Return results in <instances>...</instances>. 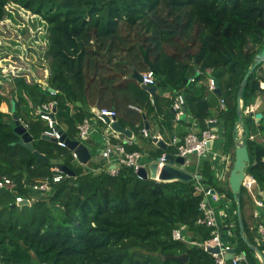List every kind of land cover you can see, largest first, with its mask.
Listing matches in <instances>:
<instances>
[{
  "label": "trees",
  "instance_id": "1",
  "mask_svg": "<svg viewBox=\"0 0 264 264\" xmlns=\"http://www.w3.org/2000/svg\"><path fill=\"white\" fill-rule=\"evenodd\" d=\"M10 2L43 21L49 74L46 85L22 74L12 76L9 97L0 93V104L15 101V113L27 124L34 149L47 160L17 142L10 109L0 110V177L13 182L12 188H0V263L209 264L213 258L201 244L211 238L213 229L197 223L205 197L196 189L200 185L223 196L215 209L227 213L219 222L221 238L244 250L251 264H260L240 235L228 182L215 179L208 161L199 178L189 181L140 178L125 165L110 174L102 161L92 162L94 169L86 168L66 146L41 137L49 127L37 110L53 104L54 127L70 140H79L77 126L84 119L106 125L92 107L113 110L116 121L135 135L126 151L156 160L175 150L171 145L165 150L156 146L155 130L148 128L144 136V121L152 120L169 140L177 121L172 103L180 93L199 131L209 126V119L215 120L223 137L222 151H231L233 161L236 96L264 44V0H0V21ZM147 71H152L158 88L152 96L133 77L134 72ZM209 79H216L221 95L208 88ZM261 83L264 64L249 74L241 104L242 137L250 160L246 172L264 191V111L258 122L253 113H244L259 97L264 100ZM59 165L73 174L63 172L53 182ZM45 179L48 190H33ZM243 195L252 207L241 188V210ZM16 197L29 204L16 205ZM242 219L245 233L243 214ZM174 230L181 238L173 237ZM182 254L186 261L168 259Z\"/></svg>",
  "mask_w": 264,
  "mask_h": 264
},
{
  "label": "built area",
  "instance_id": "2",
  "mask_svg": "<svg viewBox=\"0 0 264 264\" xmlns=\"http://www.w3.org/2000/svg\"><path fill=\"white\" fill-rule=\"evenodd\" d=\"M142 77V83L148 86L154 85L155 78L152 73V71H147L144 73H141ZM261 87H264V83H261ZM208 88L210 90H214L215 83L213 79L208 80ZM185 102L183 99V96L180 93H177L174 101L172 103V109L175 113V120L180 119V115L184 112L185 108ZM52 105L53 104H42L37 112L39 113L40 117L47 121L49 130H46L44 134H47L51 137H55L57 139L60 138L61 132L56 130L54 127V119L50 117V113L52 112ZM220 106L224 108V101L223 99H220ZM129 107L132 110H135L137 112H141L142 108H140L137 105H129ZM244 113H255V110L253 107L247 106L244 110ZM96 116L101 119L100 115L104 114L108 116L110 119L114 118L116 119V113L113 110L109 109H99V112L96 113ZM209 124L215 123L214 119L208 120ZM22 124L27 128V124L22 122ZM78 137L79 141H83L89 133V130L91 128L90 120L84 119L83 122L78 124ZM237 128V136H242V129L239 127V125H236ZM142 134L144 136H147V130L145 128H142L141 130ZM218 130L213 127H207L206 129H203L199 132H190L183 136L174 135L171 139V144L175 147V155L183 156L185 159L188 158L191 154H196L199 157L207 158L209 156V150L211 143L218 138ZM253 135H250L249 138H253ZM133 139L131 137L124 136L122 140H120L119 143H113L110 140V137L106 139L105 145L103 149L101 150V157L103 158V162L108 168V171L110 174H114L117 172V169L121 165L125 166H131L133 167L134 171L138 169L139 166H141V154L138 151H126V145H130L132 143ZM210 141V145L207 146V142ZM60 146H65L63 141L57 142ZM73 158L77 161L76 154L72 152ZM229 159L227 158L226 163L228 164ZM166 162L164 158V154H162L158 158V169ZM114 166V167H112ZM54 175L52 177L53 182L59 181L62 176L63 172L59 170L57 167L54 168ZM219 179V178H218ZM222 179V177L220 178ZM13 182L10 178L2 176L0 177V188H12ZM33 190L45 192L49 189V181L48 179H45L44 181L40 182L39 184H34L32 186ZM241 188H244L246 192L248 193L251 202L253 206L256 208V211L254 213V217L257 220L254 224L253 230L256 234L255 241L258 245H260L263 249L260 250L262 254L264 255V191H261L257 188V183L255 178L248 174L246 172ZM196 189L198 191H204V199L201 200L199 204V208L202 210L203 215L202 217L197 219V223L205 225L207 227H211L212 230V236L211 238L204 241L201 245L203 249L207 252L209 247H217L218 252H209L213 258V262L209 264H226V261L229 260L231 264H251L247 253L244 250H236V247L232 245L229 241H224L220 236L219 231V222L216 221L214 208L211 207L208 204L207 198H209V201L218 203L221 198L223 197L222 194H219L215 191V193L210 192V188H204L203 186L197 185ZM22 197H16V202L22 201ZM258 209L261 210L258 212ZM218 213L222 216H225L226 213L223 212V210H219ZM228 235L230 233L228 232ZM173 237L176 239L181 238V234L178 230L173 231ZM253 244V243H252ZM255 245V244H254ZM231 248H235V252L232 258L226 259L225 254L230 250ZM255 256L260 260L257 253H255Z\"/></svg>",
  "mask_w": 264,
  "mask_h": 264
},
{
  "label": "water",
  "instance_id": "3",
  "mask_svg": "<svg viewBox=\"0 0 264 264\" xmlns=\"http://www.w3.org/2000/svg\"><path fill=\"white\" fill-rule=\"evenodd\" d=\"M264 63V44L261 48V50L255 55L254 57V62L253 64L248 68L246 71L244 77L242 78L237 96H236V111H237V116H238V122L237 125L241 129L243 126V119H242V104H241V94L242 90L245 86V83L247 81V78L249 74L252 72V70ZM133 77L141 84V86L150 94L153 95L156 90L157 86L156 85H145L142 83V77L141 73L139 72H134ZM215 83V88L214 92L217 93L218 95H221V91L218 87L216 79H213ZM49 91L53 92L54 90L52 88H48ZM10 112L12 114V118L14 120V132L19 136L18 138V143L21 145H24L27 149H29L36 158L42 159V160H47V157L38 152L37 150L34 149L33 146V137L27 130V128L22 124L20 118L18 115L15 113V101L11 99V107H10ZM54 112H55V106L52 105V112L50 113V117L54 119ZM96 113L99 112V109L97 108L95 110ZM101 119L110 126V128L119 134H122L126 137H131L133 140H135V137L133 136L132 131L129 128L121 126L116 119L114 118H109L108 116L101 114L100 115ZM262 117V112H255L254 113V119L256 122L259 121V119ZM212 125V124H210ZM144 128L147 130L149 128L147 121H144ZM44 139H49L53 142H58V141H63L65 146L74 152L77 157V162L81 165H86L88 161L90 160L91 153L88 149V147L81 141L79 140H70L68 137H66L65 134L61 133L60 138L57 139L55 137H51L47 134H42L41 136ZM152 141L156 144V146L160 147L161 149L165 150L166 149V142L157 136L152 137ZM210 141L207 142V146L210 145ZM164 158L166 162L158 169V158L148 164V166L141 165L138 167L136 170V175L140 178H152L156 179L158 181H172V180H183V181H189L194 178H199V175L193 174L189 172L186 169L187 162L186 159L183 156L180 155H174L172 153H164ZM249 154H248V149L243 141L242 136H237L235 135V147H234V158L232 161V167L229 170V176H228V183L229 187L231 189V192L233 194V198L236 203V215H237V221L239 225V232L240 235L243 239V241L247 244V246L252 249L255 253L258 254L260 260V264H264V255L262 252L259 250V248L252 244L244 235V225H243V219L241 215V208H240V200H239V195L241 191V184L242 180L246 174V169L249 166ZM114 167V166H112ZM59 170L62 172L70 175L73 174V171L64 165H59L57 166ZM211 193H215L214 189H210ZM24 204H29L28 199H23L20 202H17L16 205H24ZM209 252H218L217 247H209L208 248ZM235 252V248H231L228 250V252L225 254L226 259H230L233 257ZM168 259L172 260H179V261H186L187 255L182 254L178 256H169ZM1 264V263H0Z\"/></svg>",
  "mask_w": 264,
  "mask_h": 264
},
{
  "label": "rangeland",
  "instance_id": "4",
  "mask_svg": "<svg viewBox=\"0 0 264 264\" xmlns=\"http://www.w3.org/2000/svg\"><path fill=\"white\" fill-rule=\"evenodd\" d=\"M47 32L43 21L31 11L17 3L7 5V13L0 21V93L9 97L12 76L22 74L29 81L46 85L50 59L46 55ZM11 100L2 102L0 110L8 112ZM92 110V109H91ZM93 111V110H92ZM95 112V111H93ZM144 161L142 156L141 162ZM89 160L86 168H91ZM232 165V162H231ZM232 167V166H231ZM229 172L223 182L227 184ZM215 179L219 181L216 177ZM229 184V183H228ZM229 203L231 202L228 199ZM241 215L246 214L247 220H254L252 207L243 195ZM247 229L254 225L246 222ZM250 225V226H249ZM263 249V248H262Z\"/></svg>",
  "mask_w": 264,
  "mask_h": 264
},
{
  "label": "crops",
  "instance_id": "5",
  "mask_svg": "<svg viewBox=\"0 0 264 264\" xmlns=\"http://www.w3.org/2000/svg\"><path fill=\"white\" fill-rule=\"evenodd\" d=\"M48 74H49V72H47L46 78L48 77ZM157 90H158V88H157ZM157 90H156V92H157ZM163 95L165 97L166 96L169 97V93H164ZM150 96H152V95H150ZM4 102L5 101H3V103ZM251 106L253 107L255 112H262V111H264V100L262 99V97H259L256 100V102ZM96 109H97V107H92L93 111H95ZM146 121H147L148 126H149V131H154V130L156 131V133L153 135V137L157 136V137L162 138L167 144L166 148H167V146L171 145L173 150H175V147L171 144L170 141L174 135L183 136V135L190 133V132H196V133L199 132V130L196 128V121L191 117L190 113L186 110H184V112L180 115V119L174 123L173 135L169 138V135L166 134V137L169 138V140H167V141L164 139V137H162V135L160 134V132L156 128L157 126L153 123L152 120L150 122L148 120H146ZM90 125H91V128L89 130L88 136L82 142L88 147V149L91 153L90 160H92L93 163H99L101 161L103 162L104 160L101 157V150L103 149V147L105 145L106 139L108 137H113V139L120 141L123 139L124 135L121 134L122 135L121 136L119 133L114 132L108 124L103 125V126L102 125L101 126L96 125L95 120H93V121L90 120ZM208 127H213L215 129H217L219 132L218 138H216L211 143L210 150L208 152L209 156L207 158H204V157H199L196 154L189 155L188 158H186V162H187L186 169L193 174L199 175L198 172H199L200 168L203 166V162L208 161L214 177H216L217 179L219 178L218 180L220 182H223L226 175L228 174L229 170L231 169L232 153H231V151H228V152L222 151L223 137L221 136L222 133L220 131L219 126L209 124ZM133 136L135 137L134 134H133ZM175 153H176V151H175ZM175 153H172V154L175 155ZM227 158L229 159L228 164L226 163ZM141 159H142V157H141ZM154 160L155 159L150 160L148 155H144V161H142L141 164L148 166V164ZM89 165L92 166V164H89ZM91 168L94 169L93 167H91ZM221 177H222V179H220ZM207 200H208V204L214 208L216 221L217 222L223 221L222 219L225 216L220 215L218 213L219 210H217V211L215 210L217 203L209 201V198H207ZM255 211H256V208L252 204V216H253L254 220H247L248 218L246 217V214H243V217L247 223L248 222L250 223V221H253V223L255 224V222L257 221V220H255L256 218L254 217ZM260 211L261 210L258 209V212H260ZM253 227H254V225L253 226L251 225L250 230L245 231L244 235L246 238L248 237L247 235H250L251 237L255 238L256 234L253 230Z\"/></svg>",
  "mask_w": 264,
  "mask_h": 264
},
{
  "label": "clouds",
  "instance_id": "6",
  "mask_svg": "<svg viewBox=\"0 0 264 264\" xmlns=\"http://www.w3.org/2000/svg\"><path fill=\"white\" fill-rule=\"evenodd\" d=\"M264 64V63H263ZM245 110V109H244Z\"/></svg>",
  "mask_w": 264,
  "mask_h": 264
}]
</instances>
